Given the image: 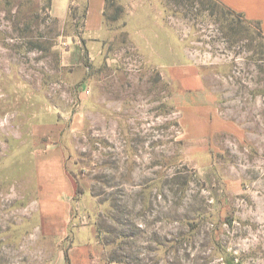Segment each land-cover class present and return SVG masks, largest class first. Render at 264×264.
Listing matches in <instances>:
<instances>
[{
    "label": "rangeland",
    "instance_id": "obj_1",
    "mask_svg": "<svg viewBox=\"0 0 264 264\" xmlns=\"http://www.w3.org/2000/svg\"><path fill=\"white\" fill-rule=\"evenodd\" d=\"M49 3H0V264H264L259 26L216 0H108L79 39ZM52 144L84 189L58 227L36 201Z\"/></svg>",
    "mask_w": 264,
    "mask_h": 264
},
{
    "label": "crops",
    "instance_id": "obj_2",
    "mask_svg": "<svg viewBox=\"0 0 264 264\" xmlns=\"http://www.w3.org/2000/svg\"><path fill=\"white\" fill-rule=\"evenodd\" d=\"M6 0H0L4 2ZM87 13L84 19V27L79 35L81 37L96 39L102 34L104 16L108 0H85ZM151 0H123L127 4H137ZM155 1V0H152ZM227 10L243 17L246 22L258 24L260 33L264 38V0H216ZM78 0H50L48 11L50 16L60 27H65L71 8L78 6ZM188 70V68H184ZM194 80V81H191ZM183 81V89L192 91L198 88L197 79L192 78ZM196 81V82H195ZM222 122L216 113V133L224 129ZM230 127V126H228ZM36 183L38 187L37 202L45 207L52 217L54 227H58L64 221L71 209V202L75 196V187L69 179L64 168V157L59 147L55 144L47 145L39 149L34 156ZM44 209V208H43ZM59 218V219H57ZM55 222H58L55 223Z\"/></svg>",
    "mask_w": 264,
    "mask_h": 264
},
{
    "label": "trees",
    "instance_id": "obj_3",
    "mask_svg": "<svg viewBox=\"0 0 264 264\" xmlns=\"http://www.w3.org/2000/svg\"><path fill=\"white\" fill-rule=\"evenodd\" d=\"M167 1H171V0H167ZM86 13H87L86 1L84 2V4L79 3L76 8L70 9L68 21H67L65 26H69L73 30V32H75L76 35L77 34L79 35L80 32L82 31L83 27H84L83 22H84V19L86 17ZM69 174L72 177L73 182H74V186H75V196L73 199L77 200L78 197H80L84 193V189L79 184V181L77 180L75 175L72 172H70Z\"/></svg>",
    "mask_w": 264,
    "mask_h": 264
},
{
    "label": "built area",
    "instance_id": "obj_4",
    "mask_svg": "<svg viewBox=\"0 0 264 264\" xmlns=\"http://www.w3.org/2000/svg\"><path fill=\"white\" fill-rule=\"evenodd\" d=\"M87 92V91H86ZM88 93V92H87Z\"/></svg>",
    "mask_w": 264,
    "mask_h": 264
}]
</instances>
